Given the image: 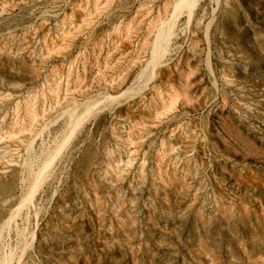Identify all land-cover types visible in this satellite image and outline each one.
I'll return each mask as SVG.
<instances>
[{
  "label": "rangeland",
  "instance_id": "obj_1",
  "mask_svg": "<svg viewBox=\"0 0 264 264\" xmlns=\"http://www.w3.org/2000/svg\"><path fill=\"white\" fill-rule=\"evenodd\" d=\"M178 1L0 0V264H264V0Z\"/></svg>",
  "mask_w": 264,
  "mask_h": 264
},
{
  "label": "bare ground",
  "instance_id": "obj_2",
  "mask_svg": "<svg viewBox=\"0 0 264 264\" xmlns=\"http://www.w3.org/2000/svg\"><path fill=\"white\" fill-rule=\"evenodd\" d=\"M185 9H186V11H187V7H186V0H181V1H178V2H176L175 3V8H174V13H173V16H172V18H173V21L172 20H170V21H168L167 23L165 22H163L162 24H161V26L159 27V29L157 30V32L156 33H158V35H161V36H165V37H163V38H165V43H167L168 44V39H169V37H170V33H172V26H173V22L175 21V19L178 17V15H179V12L180 11H185ZM173 11V10H172ZM188 12V11H187ZM183 15V14H182ZM186 15V14H185ZM184 16V15H183ZM181 17V16H180ZM179 18V17H178ZM179 21V20H178ZM176 22H177V20H176ZM155 33V32H154ZM166 33V34H165ZM103 100L101 99V101L100 102H102ZM96 102V101H95ZM100 102H98V104L97 105H99V103ZM91 103V102H90ZM94 105H95V103H93ZM94 105H93V107H94ZM96 105V106H97ZM86 106V105H85ZM82 108H84V106L82 107ZM72 109V108H71ZM94 109V108H93ZM100 109H102V107H100ZM75 110V109H74ZM104 111V110H103ZM35 115V114H34ZM74 116V115H73ZM87 116V115H86ZM72 118V117H71ZM74 118V117H73ZM72 118V120L74 121V128L72 129V131H71V134H74V131L80 126V124H81V118H75V119H73ZM93 119V118H92ZM88 123V122H87ZM72 124V123H71ZM70 124V125H71ZM81 129V128H80ZM69 136V135H68ZM71 136V135H70ZM68 138H70V137H68ZM66 139L65 141H64V145L66 144V143H68V140L69 139ZM62 141V140H61ZM60 150H63L62 148L61 149H59L58 151H57V153H56V155L60 152ZM59 155V154H58ZM52 156V155H51ZM53 156H54V153H53ZM53 158V157H52ZM56 158V157H55ZM32 160V159H31ZM54 160V159H53ZM42 161V160H41ZM48 161V160H47ZM51 162H52V159L50 160V161H48L46 164H45V166L43 167V173H44V171L47 169V168H49V166H50V164H51ZM23 163V162H22ZM44 164V163H43ZM30 166V165H29ZM41 166H43V165H41ZM32 167V166H31ZM30 167V168H31ZM39 169V168H38ZM37 169V171L39 172V170ZM33 170V169H32ZM47 171V170H46ZM32 172H34V171H32ZM38 172H36V173H38ZM49 172V171H48ZM34 175H36V174H34ZM45 175V174H44ZM43 178H45L44 176H43V174H41L39 177H38V180H37V184L39 185V183H42V179ZM35 181V180H34ZM31 182V181H30ZM34 183H36V182H34ZM34 186V185H33ZM37 186V185H36ZM36 186H34V188L36 187ZM31 187V186H30ZM37 188V187H36ZM34 193L36 194V191H34ZM32 194V191H31V194L34 196L35 194ZM28 196H31V195H28ZM32 197V196H31ZM29 198V197H28ZM29 203V202H28ZM26 206V205H25ZM19 210V209H18ZM10 220H12V219H10ZM4 227H5V225H4ZM19 229V228H18ZM20 230V229H19ZM18 233V232H17ZM32 247V246H31ZM25 250V249H24ZM23 252V251H22ZM23 254V253H22ZM1 258V257H0ZM20 259V258H19ZM1 263H2V261H1ZM2 264H11V262L10 263H7V262H5V263H2Z\"/></svg>",
  "mask_w": 264,
  "mask_h": 264
}]
</instances>
